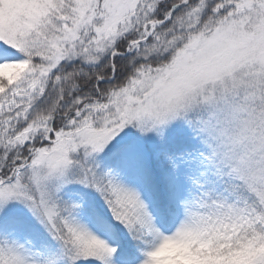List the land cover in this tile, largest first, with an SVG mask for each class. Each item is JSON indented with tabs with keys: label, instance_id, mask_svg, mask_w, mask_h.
Listing matches in <instances>:
<instances>
[{
	"label": "snow or ice",
	"instance_id": "6c2138e0",
	"mask_svg": "<svg viewBox=\"0 0 264 264\" xmlns=\"http://www.w3.org/2000/svg\"><path fill=\"white\" fill-rule=\"evenodd\" d=\"M0 264H264V0H0Z\"/></svg>",
	"mask_w": 264,
	"mask_h": 264
}]
</instances>
